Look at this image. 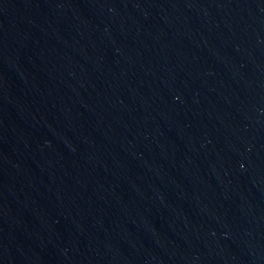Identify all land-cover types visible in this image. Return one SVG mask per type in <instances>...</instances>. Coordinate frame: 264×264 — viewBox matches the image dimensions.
I'll return each instance as SVG.
<instances>
[{
  "label": "water",
  "instance_id": "1",
  "mask_svg": "<svg viewBox=\"0 0 264 264\" xmlns=\"http://www.w3.org/2000/svg\"><path fill=\"white\" fill-rule=\"evenodd\" d=\"M0 264H264V0H0Z\"/></svg>",
  "mask_w": 264,
  "mask_h": 264
}]
</instances>
